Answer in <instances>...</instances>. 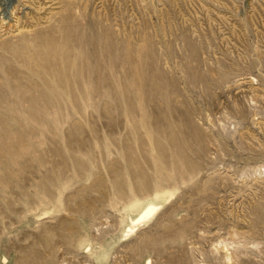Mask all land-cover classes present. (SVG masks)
<instances>
[{
    "label": "rangeland",
    "instance_id": "rangeland-1",
    "mask_svg": "<svg viewBox=\"0 0 264 264\" xmlns=\"http://www.w3.org/2000/svg\"><path fill=\"white\" fill-rule=\"evenodd\" d=\"M0 63V264H264V0H0Z\"/></svg>",
    "mask_w": 264,
    "mask_h": 264
},
{
    "label": "bare ground",
    "instance_id": "bare-ground-1",
    "mask_svg": "<svg viewBox=\"0 0 264 264\" xmlns=\"http://www.w3.org/2000/svg\"><path fill=\"white\" fill-rule=\"evenodd\" d=\"M85 31H86V30H85ZM83 33H84V32H83ZM31 37H32V36H31ZM69 40H70V39H69ZM37 42H38V41H37ZM20 44H22V43H20ZM28 44H29V42H28ZM46 44H48V43L46 42ZM11 46H12V44H11ZM39 46H40V45H39ZM1 48H2V47H1ZM17 48H18V46H17ZM33 48H34V47H33ZM33 48H32V49H33ZM30 49H31V48H30ZM34 49H35V48H34ZM34 49H33V50H34ZM12 50H14V49H12ZM36 50H37V49H36ZM36 50H35V51H36ZM19 51H20V50H19ZM39 51H40V50H39ZM41 51H42V50H41ZM6 52H7V51H6ZM17 52H18V51H17ZM17 52H16V49H15V54H17ZM38 53H40V52H38ZM51 53H52V52H51ZM10 54H11V53H10ZM19 54H20V53H19ZM17 56H19V55L17 54ZM52 56H53V54H52ZM14 57H15V56H14ZM25 57H26V56H25ZM36 57H37V55H36ZM15 58H16V57H15ZM21 58H22V57H21ZM70 58H71V57H70ZM116 58H117V57H116ZM31 59H32V58H31ZM36 59H38V58H36ZM42 59H44V58H42ZM60 60H61V59H60ZM62 60H63V58H62ZM62 60H61V61H62ZM14 61H15V60H14ZM33 61H34V60H33ZM39 61H40V60H39ZM44 61H45V60H44ZM44 61H43V62H44ZM43 62H40V63H43ZM47 62L49 63V61H47V59H46L45 63H47ZM70 62H71V61H70ZM2 63H3V62H2ZM48 63H47V64H48ZM65 63H66V62H65ZM0 64H1V63H0ZM14 64H15V63H14ZM21 64H22V63H21ZM31 64H32V63H31ZM87 64H88V63H87ZM1 65H2V64H1ZM36 65H37V64H36ZM45 65H46V64H45ZM64 65H65V64H64ZM69 65H70V64H68V66H69ZM17 66H18V65H17ZM20 66H21V65H20ZM32 66H34V65L32 64L30 67H32ZM40 66H41V65H40ZM83 66H84V65H83ZM97 66H98V65H97ZM86 67H88V65H87ZM10 68H11V67H10ZM27 68H28V67H27ZM95 68H96V66H95ZM11 69H12V68H11ZM64 69H66V67H64ZM64 69H63V70H64ZM70 69H71V68H69V70H70ZM101 69H102V68H101ZM33 70H34V68H33ZM60 70H61V68H60ZM63 70H62V71H63ZM69 70H68V71H69ZM91 70H92V68H91ZM97 70H98V69H97ZM56 71H57V70H56ZM14 72H15V71H14ZM53 72H54V71H53ZM59 72H60V71H59ZM95 72H96V71H95ZM61 73H62V72H61ZM79 73H80V72H79ZM34 74H35V73H34ZM64 74H65V73H64ZM67 74H69V72H68ZM89 74H90V73H89ZM61 75H62V74H61ZM73 75H74V74H73ZM80 75H81V74H80ZM51 76H52V75H51ZM82 76H83V74H82ZM57 77H58V76H57ZM64 77H65V76H64ZM124 77H125V76H124ZM55 78H56V77H55ZM55 78H54V79H55ZM59 78H60V77H59ZM100 78H101V76H100ZM104 78H105V77H104ZM45 79H48V78H45ZM49 79H50V78H49ZM63 79H64V78H63ZM105 79H106V78H105ZM107 79H108V78H107ZM36 80H37V79H36ZM41 80H42V78H40L39 83H40ZM58 80H60V79H57V81H58ZM82 80H83V79H81V81H82ZM13 81H14V80H13ZM49 81H50V80L46 81V82H48V83H47L48 85H49ZM64 81L66 82V79H64ZM69 81H70V80H69ZM76 81H77V80H76ZM18 82H19V81H18ZM53 82H55V81L53 80ZM59 82L61 83V81H58V83H59ZM65 82H64V83H65ZM67 82H68V81H67ZM83 82H84V81H83ZM14 83H15V82H14ZM33 83H34V82H33ZM41 83H42V81H41ZM75 83H76V82H75ZM78 83H79V82H78ZM78 83H77V84H78ZM34 84H35V83H34ZM84 84H85V82L83 83V85H84ZM100 84H101V83H100ZM28 85H30V84H28ZM40 85H41V84H40ZM43 85H44V84H43ZM83 85H82V86H83ZM95 85H96V84H95ZM21 86H22V85H21ZM34 86H35V85H34ZM34 86H33V87H34ZM52 86L54 87L55 85L52 84ZM56 86H59V85H56ZM96 86H97V85H96ZM3 87H4V86H3ZM3 87H2V88H3ZM7 87H8V86H7ZM33 87H31V88L33 89ZM41 87H42V86H41ZM48 87H49V86H48ZM59 87H60V86H59ZM76 87H77V86H76ZM13 88H14V87H13ZM22 88H23V87H22ZM31 88H30V90H31ZM39 88H40V86H39ZM43 88L46 89V86L43 87ZM103 88H104V87H103ZM26 89H27V88H26ZM45 89H44V90H45ZM54 89H55V88H54ZM66 89H67V88H66ZM68 89H69V88H68ZM6 90H7V89H6ZM18 90H19V89H18V87H17V91H18ZM41 90H42V88H41ZM69 90H70V89H69ZM69 90H66V91H69ZM80 90H81V89H80ZM82 90H83V89H82ZM97 90H98V89H97ZM73 91L75 92V90H73ZM2 92H3V90H2ZM6 92H8V90H7ZM20 92H21V90H20ZM20 92H19V93H20ZM27 92H28V91H27ZM45 92H46V91H45ZM87 92H88V91H87ZM21 93H22V92H21ZM88 93H89V92H88ZM105 93H106V92H105ZM109 93H110V91H109ZM7 94H8V93H7ZM41 94H42V93H41ZM49 94H50V93H49ZM8 95H9V94H8ZM46 95H47V94H46ZM55 96H56V95H55ZM69 97H70V96H69ZM26 98H27V97H26ZM29 98H30V97H29ZM44 98H45V97H44ZM55 98H56V97H55ZM29 100H30V99H29ZM27 102H28V101H27ZM13 104H14V103H13ZM31 104H32V103H31ZM33 106H34V105H33ZM18 108H19V107H18ZM25 108H26V107H25ZM25 108H24V109H25ZM20 114H21V113H20ZM27 114H28V113H27ZM36 114H37V113H36ZM21 117H22V116H21ZM39 117H40V116H39ZM24 119H25V118H24ZM0 121H1V120H0ZM14 121H15V120H14ZM26 122H27V121H26ZM155 132H156V131H155ZM158 137H159V136H158ZM167 142H168V141H167ZM167 144H168V143H167ZM167 144H166V145H167ZM160 145H162V144H160ZM162 147H163V145H162ZM165 147H166V146H165ZM161 150H162V149H161ZM144 215H145V214L142 213L140 217H143Z\"/></svg>",
    "mask_w": 264,
    "mask_h": 264
}]
</instances>
